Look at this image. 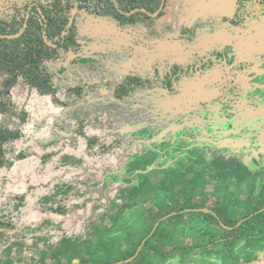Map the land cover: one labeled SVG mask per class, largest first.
I'll list each match as a JSON object with an SVG mask.
<instances>
[{"label": "crops", "instance_id": "1", "mask_svg": "<svg viewBox=\"0 0 264 264\" xmlns=\"http://www.w3.org/2000/svg\"><path fill=\"white\" fill-rule=\"evenodd\" d=\"M229 2L185 0L180 13H172L170 30L156 34L148 29L93 27L81 34L77 26L81 57L99 56V61L96 66L72 63L76 81L68 86L120 82L130 74L148 79L154 75V67L161 76L163 70H168H160L159 64L164 60L172 61L171 66L187 67L192 62L191 53L208 51L206 38L228 42L229 35L222 30L227 24L221 22L220 16L225 11L223 5ZM198 9L201 25L192 38V34L181 29L191 28ZM213 13L214 23L210 18L213 16H209ZM174 36L178 38L173 39ZM189 38L194 51L187 43ZM63 53L48 62L46 69ZM67 53L73 56L72 51ZM185 80L196 84L198 78L177 76L173 93L158 82L160 86L154 87L159 90L157 98L146 85L135 87L120 100L107 88H93L88 94L92 97L109 92L121 104L132 101L147 109L146 116L154 120L167 118L166 124L161 121L158 127L148 121L152 126L140 129L147 133L145 137H124L114 150L90 155L86 146V160L98 161L97 168L86 170L90 183L86 198L89 264H109L114 259L118 264H264V211L254 227L227 247L222 239L231 227L220 221H239L257 202H264V120L260 118L264 115L253 117L258 121L249 124L250 119L245 121L240 113L232 116V121V117L227 119L232 110L208 107L209 104L191 107L188 100L207 102L218 92H212L209 83L195 86L199 92L177 86V82L183 84ZM140 88L148 93L143 95ZM120 113L117 117L131 114L123 108ZM253 135L257 137L253 139ZM114 151L117 154L113 155ZM97 175L100 176L96 183L93 179ZM110 182L115 185L110 186ZM93 184H98V188ZM134 245L138 248L132 262L122 263L119 259Z\"/></svg>", "mask_w": 264, "mask_h": 264}, {"label": "rangeland", "instance_id": "2", "mask_svg": "<svg viewBox=\"0 0 264 264\" xmlns=\"http://www.w3.org/2000/svg\"><path fill=\"white\" fill-rule=\"evenodd\" d=\"M30 1L0 0V18H10L15 6H22ZM210 11L212 12L211 9ZM75 21L81 34L90 27L121 31L127 28L148 29L156 34L170 30L172 25H169L167 20L121 25L85 9L76 11ZM174 28L175 26L173 30ZM189 30L190 28H187L186 31L191 33ZM235 35H229L228 40L231 37L241 38V35ZM192 38H189L187 43L194 51L196 48L193 47ZM205 40L208 42L205 44L208 51L214 44H227L225 41L215 42L207 38ZM243 44L246 43L238 42L234 46L235 50L238 49L235 53L237 56L243 52ZM79 51L80 49L74 52L73 56L66 53L47 70L53 77L52 81L54 80L53 83L57 87L56 98L61 104L52 102L50 96L39 95L34 88L18 81L10 91L12 106L0 114V129L19 132V137L3 144L4 164L0 166V222L4 225H0V264H89L86 261V198L90 183L86 170L97 168L98 161L86 160V137L92 138L88 147L90 155L111 151L121 144L124 137L131 138L126 132H113L116 120H119V127L126 128L131 120H136L133 123L146 125V121L153 119L146 116L149 113L147 109L137 107L132 101H129L128 105L121 104L120 101L112 99L109 92L107 95L88 97L93 88L111 90L110 86L106 87L104 84L86 83L90 86H82V96L66 95L68 84L76 81L72 63L77 62L76 65L80 67L84 62L86 65H98L99 56L85 59ZM194 52L191 53L192 62H188L189 66L195 63L198 65V61L194 60L197 52ZM158 59L161 57L155 61ZM171 62H160V70L163 67L170 68ZM221 64L220 62L219 65ZM220 70L223 72L224 69L221 67ZM181 75H189L191 78L193 75L197 76L196 84L187 80L183 84L177 82V86L192 87L194 92H199V89L194 87L202 83H209L212 92H218L217 98H221L227 91L225 84L218 85L219 87L214 84L220 72H215L213 66ZM156 83H153L150 89L157 98L159 90L154 87L160 85ZM139 92L143 95L148 93L143 88H140ZM203 97L206 98L204 95ZM216 97L207 102L188 100L187 104L194 107V104L200 103L205 107L212 100L216 104L209 107H216ZM261 101L264 103V93ZM262 103L257 104V107ZM122 108L132 116L117 117L122 115ZM141 113L145 116L141 117ZM135 114L137 116H134ZM140 129L136 132L138 137H145L147 133ZM115 154L117 152L114 151L113 155ZM99 176L93 181L97 183ZM93 185L98 188V184ZM109 185L114 186L115 182H110ZM255 206L253 210L256 211H248L239 221L228 219L229 222H225L227 219H220L225 226L231 227L224 233V246L232 245L244 231L258 223L264 211V202H257ZM137 248L138 245H134L119 260L123 261L122 263H131V257ZM108 263L118 264L116 259Z\"/></svg>", "mask_w": 264, "mask_h": 264}, {"label": "flooded vegetation", "instance_id": "3", "mask_svg": "<svg viewBox=\"0 0 264 264\" xmlns=\"http://www.w3.org/2000/svg\"><path fill=\"white\" fill-rule=\"evenodd\" d=\"M36 1L42 4H46L50 0H31L30 2H27L23 4L22 6H15L13 14H16V13L18 15L21 14V8L24 5L31 4ZM106 1L111 2L118 12L126 16L133 14L135 11L141 10V9L135 10L137 8L136 7L133 10H130L128 12H123L119 8L116 0H80V4L83 7L79 8L76 5H74L68 12V20L70 17L71 10L73 8H76V11L79 9H85L86 11H89L90 13L95 14L97 16H101L105 18L108 17L111 20L121 25H134L136 23L145 22V21L157 22L159 20H167L168 22L172 17L173 11L176 10L174 12V15L179 14L180 7L182 10L185 4V0H160L158 7L162 4L161 9L159 10V11H162V14L159 17H155L156 15L151 16L148 14L150 17L149 19L135 21L132 23H122V22L117 21L115 18L111 17L110 15H98L92 11L93 7L96 6V4L100 8H102L104 6V2ZM219 3L223 4V0H219ZM74 4L76 3L74 2ZM223 7L225 8V11H224V14L220 16L221 22L226 23L227 26L226 28H223L222 30L228 35H232V36H234L235 34L241 35V38L238 37L236 39L234 37L233 38L231 37L230 40H228L227 44L225 43L226 45H221L217 43L213 45L210 51H207L208 53H206V51H204L203 53L201 52L196 53L197 56L195 57L194 60L198 61L197 62L198 65L195 63L192 65L190 64V66L188 65L187 67H184L183 65L171 66L170 68H168V70L163 71L161 76L159 74V69L157 67H154V75H152V77L148 79H143L141 77H138L137 75L130 74V75H127L120 82H105L102 84H104V86L106 87L110 86L109 88H111L113 92V88L116 84L123 83L128 76H135L145 81L140 85H134L129 92H131L137 86L146 85L148 87H152L153 83L159 82V84L162 85L168 91V93H173L175 92V84H176L175 82H176L177 76L181 74H187L189 73V71H197V70L201 71L204 68H210L213 66L215 72H220V75L214 84L216 86L225 84V89L227 90L221 98L220 97L217 98L218 96L216 97L217 99L215 98L218 102L216 107H219L220 109H223V110H229V111L232 110V113L227 114L226 116L227 119L231 118L232 116L234 117L236 113H240L245 116V117L243 116L245 121L247 119L251 120V121L250 120L248 121V123L250 122L249 124H252L253 121H258L255 119L252 120V118L258 117V115H261V114L264 115V103H262L261 101V96L264 93V0H230V2L223 5ZM156 10L154 12H156ZM193 10L195 11V9ZM141 11L147 13L146 11H143V10ZM200 11L201 9L199 11H196L193 14L195 18V23L194 22L191 23V28L189 30L191 32L190 34L192 35L193 34L195 35L198 32L197 29L201 25V20H199V17H198L199 15L197 16V14L200 13ZM13 14L10 16V18L13 16ZM209 16H213L210 18H213L212 22L214 23L216 14L213 13V15H209ZM10 18L4 19V20H9ZM0 19H3V18H0ZM75 19H76V12L74 14V17L71 23H68V24H73L75 27V37L78 42V46L71 47L68 49H62V48L59 49V55L57 58H59L61 52H64L63 55H65L68 50L72 51L73 53L79 50L81 43L78 41V38H77L78 28H77ZM186 30L187 29L182 28L181 32H185ZM151 33L154 34L155 32L152 31ZM186 33H189V32H186ZM238 42H242L246 44H243V52L237 56V54L235 53L236 51H238V49L235 50L234 46ZM220 62L222 63L221 65H219ZM214 64H217V65H214ZM221 67L224 69L223 72L222 70H220ZM74 86H83V84L74 85ZM86 86H90V85L86 84ZM68 87L69 86H67V88ZM82 92H83V88H82ZM56 93H57V87H56ZM66 95L70 96L73 94H68L66 91ZM56 96L57 95L55 94V97ZM113 96L114 98H116L114 95V92H113ZM51 100H52V97H51ZM214 103L216 104V102L211 100V102L208 104L209 106H212V104ZM259 103H262V104L258 108L257 104ZM57 104H61V103H57ZM198 105H201V104L199 103ZM233 117L231 118V121L233 120ZM260 118L261 120H264V116H261ZM159 119L160 118L155 119V120L152 119L149 121V123H152V125L156 127L159 126L158 124L161 121H163L164 124H166L165 123L167 119L166 116L161 118L160 121ZM118 121L119 120H116L114 123L115 128L113 132L117 134H123L122 132H126L128 137L136 138V136H138L137 131L141 127L146 126V125H147L146 127L152 126L148 123V121H146L147 122L146 125L145 124L142 125L140 124V122L133 123L136 120H131L129 121L128 126L131 127V130L133 129V131L128 130V129L124 131V128H122L124 126L119 127L120 123ZM230 127L234 128V125L231 122H230ZM91 143H92V138L86 137V146L89 147Z\"/></svg>", "mask_w": 264, "mask_h": 264}, {"label": "trees", "instance_id": "4", "mask_svg": "<svg viewBox=\"0 0 264 264\" xmlns=\"http://www.w3.org/2000/svg\"><path fill=\"white\" fill-rule=\"evenodd\" d=\"M116 1L123 12L137 7L153 13L160 3V0ZM74 5L83 7L80 0H50L46 4L36 1L24 5L21 14H13L9 20L0 19V114L12 105L10 89L18 81L27 83L41 95H50L53 102L60 103L55 97L56 87L45 65L58 57L59 49L78 46L75 27L67 21L68 12ZM92 11L98 15H110L122 23L150 18L148 13L141 10L126 16L108 1L104 2L102 8L96 4ZM161 14L162 11H159L155 17ZM144 81L128 76L123 83L114 86L115 97L121 99L134 85H140ZM66 91L80 97L82 86H69ZM17 137L18 131L0 129V166L4 164V142ZM0 225L4 223L0 222Z\"/></svg>", "mask_w": 264, "mask_h": 264}, {"label": "water", "instance_id": "5", "mask_svg": "<svg viewBox=\"0 0 264 264\" xmlns=\"http://www.w3.org/2000/svg\"><path fill=\"white\" fill-rule=\"evenodd\" d=\"M161 7H162V4L158 7V9L156 10V12H154L153 14H151V13H148L149 15H151V16H154V15H156L157 13H158V11L161 9ZM139 8H136L135 10H138ZM141 10H143V11H146L145 9H143V8H141ZM75 12H76V8H73L72 10H71V13H70V17H69V20H68V23H71V21H72V19H73V17H74V14H75ZM131 130V127H129V126H127L126 128H124V130ZM257 136L256 135H253V139L254 138H256Z\"/></svg>", "mask_w": 264, "mask_h": 264}]
</instances>
